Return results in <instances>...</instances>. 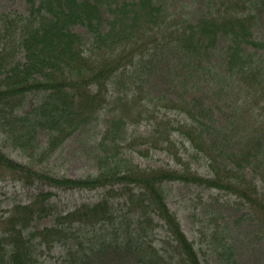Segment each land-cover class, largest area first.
<instances>
[{
  "label": "trees",
  "instance_id": "trees-1",
  "mask_svg": "<svg viewBox=\"0 0 264 264\" xmlns=\"http://www.w3.org/2000/svg\"><path fill=\"white\" fill-rule=\"evenodd\" d=\"M19 1L25 5L23 14L0 15V126L19 123L17 140L31 154L40 150L38 130L45 132L47 142L42 149L49 154L75 131L97 122L106 104L109 80L148 50L183 61L180 84L184 88L191 86L190 77L235 92L233 106L243 110L247 121L225 124L216 121L211 110L196 112L199 102L195 100H169L181 120L156 131L159 143L181 161L170 148L178 131L187 156L202 157L210 174L200 175L190 162L143 170L126 158L119 159L121 153L114 149L116 139H125L119 137V127L134 122L143 113L140 109L150 104L132 113L138 98H127L121 107L123 116L111 122L114 129H105L102 142L106 148L97 157L96 174L72 179L48 170L32 172L53 188L105 189L100 201L56 215L52 225L42 230L32 229L31 222L52 215L48 208L51 192H40L31 202L16 206L0 237V264H41L35 258L38 238L60 240L69 231L65 224L74 221L117 223L115 243L110 246L113 254L130 260L129 264H203L194 241L166 201L164 185L172 182L234 195L264 239V39L252 32L264 0H204L194 20L171 13L163 0H108L110 19L104 17L105 0ZM220 51L223 56L216 68L214 57ZM17 53L22 54V63H13ZM188 91L181 95L192 92ZM32 93L42 94L40 101L30 113L18 115L22 100L24 104ZM114 130L118 137L108 140ZM0 167L20 169L25 175L30 171L28 165L12 162L1 151ZM111 198L123 199L125 208L117 203L121 215H114L117 209ZM154 220L156 227L164 229L173 253L149 239L156 229ZM220 242L214 249L217 264H238L232 244L226 239Z\"/></svg>",
  "mask_w": 264,
  "mask_h": 264
},
{
  "label": "rangeland",
  "instance_id": "rangeland-1",
  "mask_svg": "<svg viewBox=\"0 0 264 264\" xmlns=\"http://www.w3.org/2000/svg\"><path fill=\"white\" fill-rule=\"evenodd\" d=\"M163 1L171 13L186 16L191 20L199 16L200 8L204 3V0ZM109 4L108 0L103 2L104 17L108 19L111 18ZM24 7L25 5L19 0H0V15L23 14ZM82 29L78 28L80 32ZM252 32L257 38L264 39V10L259 13ZM144 54L142 57H136L125 68L119 69L109 80L106 88V104L100 111L99 120L91 127L75 131L53 152L43 154L42 148L47 140L42 130L36 132V142L40 150L37 152L35 150L34 154H31L23 149L17 140L16 130L19 131V123L11 122V124L0 126L2 154L16 164L28 165L31 171L25 175L20 169L12 171L0 167V237L6 221L13 215L16 206L31 202L40 192L52 193L48 201V208L52 210V215L35 218L31 222V227L36 230L50 227L56 215H64L82 205L88 206L100 201L105 189L53 188L37 180L32 172L48 170L50 174L72 179H82L96 174L97 164H99L97 157L102 156L106 148L102 142L105 129L107 126L111 128V122L123 116L122 104L131 96L138 98V105L132 113L136 112L142 104L146 102L150 104L147 108L140 109L143 113L134 122L127 123L122 128L119 127L122 130L119 137L125 138L123 141L116 139L117 146L114 149H119L121 153L119 159L126 158L143 170L176 168L180 163L190 162L192 169L200 175L210 174L211 169L202 157L191 158V154L187 156V146L180 142L181 135L178 131L173 133L175 145L174 148L171 146L170 148L172 152H177L181 161L164 150V145L159 143L161 140L156 131H165L169 122L175 123L181 120L180 112L172 109L169 102L179 98L199 102L196 112L201 108L206 109L208 113L211 110L213 118L218 122L231 124L235 121V125L239 121L244 123L247 119L243 116V110L233 106L237 97L236 93L229 88L219 90L218 83L191 80L190 77L187 82L191 86L184 88L180 84L184 81L185 69L181 67L183 61L178 58L173 60L167 55L157 54L151 50ZM222 56V51L216 52L214 57L216 68ZM22 62V54L17 53L13 63ZM13 63L11 66L14 65ZM176 66H178L177 69ZM189 89L192 92L181 95V92ZM41 96L40 93L27 95L24 104L22 100L20 108L17 109V114L23 116L30 113V110L40 101ZM234 110H237L238 116H234ZM115 132L116 130L112 135H108V140L118 137V132L117 134ZM107 145L113 148L110 142ZM164 189L168 206L178 216L187 237L194 241L203 264H217L214 249L224 239L232 244L238 264H264V239L258 236L259 227L247 216L238 198L223 190L208 189L199 184L172 182L166 183ZM110 202L117 209L114 215L119 213L118 202L125 208L122 198H111ZM121 214L122 212L119 213ZM152 225L156 227V220ZM65 226L69 228V231L67 230L66 237L60 240L48 238L46 241H41L38 238L35 249V258L38 263L129 264L130 260H120L118 255L113 254L110 246L115 243L114 232L118 226L117 223L110 225L100 222L91 225L74 221L72 224L66 223ZM165 235L163 228L156 227L154 237L150 236L149 239H153L158 248L169 249L172 252Z\"/></svg>",
  "mask_w": 264,
  "mask_h": 264
}]
</instances>
